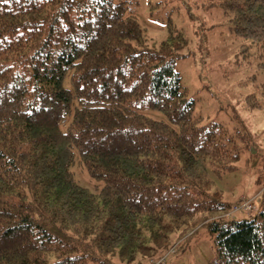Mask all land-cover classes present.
Returning <instances> with one entry per match:
<instances>
[{"label":"trees","instance_id":"16d2710c","mask_svg":"<svg viewBox=\"0 0 264 264\" xmlns=\"http://www.w3.org/2000/svg\"><path fill=\"white\" fill-rule=\"evenodd\" d=\"M209 3L248 42L244 58L264 60V0ZM175 58L126 0H0V264L148 261L199 213L214 264H264V188L246 215L212 181L250 149L264 177V130L220 140Z\"/></svg>","mask_w":264,"mask_h":264},{"label":"rangeland","instance_id":"374dc122","mask_svg":"<svg viewBox=\"0 0 264 264\" xmlns=\"http://www.w3.org/2000/svg\"><path fill=\"white\" fill-rule=\"evenodd\" d=\"M126 1L149 45L176 56L175 69L180 73L185 96L194 101V116L200 123L216 124L220 140L244 129L255 142L261 141L264 111L247 110L245 97L254 94L264 104V66L259 65L264 60L252 54L244 58L246 53L241 50L248 42L234 31L223 10L209 5V0ZM249 153L241 154L235 171L212 177L222 199L232 202L254 199L252 210L241 212L246 215L255 212V197L264 188L258 158L252 149ZM76 176L86 185L81 173L76 172ZM241 213L229 216L238 218ZM208 216L195 214L183 224L179 235L176 231L169 234L165 253L171 249L174 252L168 253L165 264H214V234L203 224ZM138 258L139 262L134 264H147L151 260H143L142 255Z\"/></svg>","mask_w":264,"mask_h":264},{"label":"built area","instance_id":"2783aa9c","mask_svg":"<svg viewBox=\"0 0 264 264\" xmlns=\"http://www.w3.org/2000/svg\"><path fill=\"white\" fill-rule=\"evenodd\" d=\"M253 200L254 199L243 198L238 205L234 206V210H240L241 209L244 213H248L247 211H251L253 206H254V204H252ZM254 203H255V201H254ZM256 209L257 208L255 207V210ZM169 252H174V249H171ZM168 253H165V254L161 255L160 257H158V258L151 259L147 264H165L166 257L168 255Z\"/></svg>","mask_w":264,"mask_h":264}]
</instances>
